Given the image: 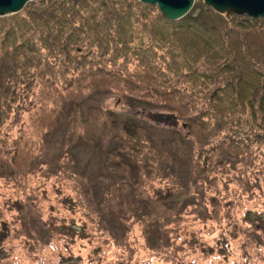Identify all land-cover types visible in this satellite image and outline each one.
I'll return each instance as SVG.
<instances>
[{
    "label": "trees",
    "instance_id": "1",
    "mask_svg": "<svg viewBox=\"0 0 264 264\" xmlns=\"http://www.w3.org/2000/svg\"><path fill=\"white\" fill-rule=\"evenodd\" d=\"M91 1L34 3L0 22L6 25H0V187L19 194L0 205V264L8 259L13 263L19 259L28 264L55 263L39 255L43 249L64 263L73 260L72 264H153V260L156 264H264V82L248 87L249 101L257 103L250 105L253 113L262 114L250 117L261 121L259 124L251 126L229 113L239 105L230 93L217 99L218 105H210L227 122V133L216 143L199 138L201 143L198 139L191 146L189 136L183 137L176 130L159 138L154 127L137 114H119L102 105L88 104L91 94L84 96L82 90L102 87L108 92L116 79L125 76L137 11L148 20L145 14L153 15L152 10L139 8L147 4L123 0L118 2L121 9L103 1L99 5L103 9L91 8L90 12V7L85 9L83 4ZM153 6L158 11L154 20L164 25H152L144 32L148 31L156 42L166 40L164 26L174 22ZM195 10L193 6L181 19L195 22L188 28L190 34L198 36L197 42L186 52L197 55L203 50L201 38L209 41L207 46L204 43L205 51L218 45L214 32L221 26V19L219 24L206 26L199 22L202 16L195 17ZM175 30L180 29L172 31L175 37L183 34ZM260 37L250 33L244 38L245 62L231 68L240 74V83L256 84L264 74L247 68L260 62L259 54H248L252 51L250 44H260ZM90 47L95 52L88 51ZM95 55L105 65L89 67V57ZM120 60L121 65L117 63ZM197 60L194 70L205 71L200 58ZM108 64L116 69L107 70ZM139 66H145L137 79L142 88L152 91L148 96L163 95L162 102L155 100L158 107H175L168 101L176 93L161 89L169 80L156 77L148 64ZM179 67L182 63L173 62L167 71L177 75ZM204 74L189 76L192 90L210 91L207 85L213 77ZM217 76L237 80L227 72ZM124 78L123 82L132 83ZM126 87L119 90L131 97L128 91L140 86ZM228 89L231 91V85ZM56 99H62L61 128H50L38 140V153L26 164L22 149L28 140L26 130L29 132L41 119L36 113L45 116L53 108L49 102ZM153 102L140 101L149 107ZM180 109L178 116H182ZM192 120H187V127L190 136H196L194 128L201 126ZM57 129L60 137L55 145L50 135ZM79 147L89 149L85 165L79 164ZM44 180H51L49 189L70 215L81 211L77 221L56 216L53 206L42 215L31 205L32 197L39 199L38 195L46 191ZM28 189L35 195L31 197ZM44 198L41 195L40 199ZM4 210L16 215L15 219L11 215L3 217ZM134 224L141 228L145 254L135 239H129ZM77 242L88 246L86 263L70 256L69 247ZM188 247L199 252L188 251Z\"/></svg>",
    "mask_w": 264,
    "mask_h": 264
},
{
    "label": "rangeland",
    "instance_id": "2",
    "mask_svg": "<svg viewBox=\"0 0 264 264\" xmlns=\"http://www.w3.org/2000/svg\"><path fill=\"white\" fill-rule=\"evenodd\" d=\"M106 1L107 4H115V7H120L118 2H122L123 0H92L91 2L84 3L83 6H85V9L89 8V11H91V8L95 9V11H100L102 6H99L101 2ZM138 1V0H135ZM31 5V4H30ZM29 6V5H28ZM156 6V5H155ZM194 7H196L195 10V17L202 16L199 21L200 23H204V25L212 27L216 24H219V19H221L220 24L221 26L218 27L217 31L214 32L215 37H217V46H215L213 49L209 51L206 50V46L209 43V41H204L203 38L199 42L202 45L203 50L200 51V54H191L186 51H190V48L193 49L194 47H190L193 43L197 42V35H193L192 32L190 34V29L188 28V25H195V22H192L188 19H179L173 21L172 24H165L164 28L167 33L166 40L165 38H160L161 40L156 42L155 37L152 39V35H149L150 33L144 32L146 30H151V27L164 25L162 23L156 22L154 20L153 16L158 11L155 9L153 5L148 7L140 6L139 8H147L148 10H152L153 15H147L148 20H144L141 18L140 12L137 11V18L132 24V32L133 38L132 42L130 44L129 54L127 56L128 58V64L126 65L125 69L126 71L123 73L122 78L116 79L114 84L111 87V90L108 92H104L102 87L96 88V90L92 89H82L84 90V96H87L89 94L91 99L87 102L88 104L94 103L98 105H102L106 108H109L110 110H113L114 112H117L119 114H137L142 119L146 120L149 124H151L154 127V133L157 137H165L170 130H176L181 136H189V140L191 142V146L196 144V142H199L200 139L202 141H208V142H214L216 143L218 140L222 139L223 136L227 133V126L225 123L226 120L224 119L221 114L215 113L210 105L211 102H215L216 105H218V102L216 101L219 98H226L227 96L231 94V97L234 98V102L238 103V107L230 109L229 113L233 114V117L236 119H240L241 122L245 121L249 125L254 126L256 124H259L258 119L252 120L250 116H253V114L256 115H262L253 113V109H251L250 105L252 104L255 106L257 103H254L255 101H249L251 99L249 89L250 86H257L261 85L262 82H264V17H260L258 19H252L248 17L247 15H232L230 18H226L224 15L217 14L213 11L209 6H207L203 0H194ZM126 8V7H123ZM193 8V7H192ZM126 10V9H125ZM132 10H134L132 8ZM203 11H209L208 13H203ZM85 13V11H83ZM139 12V13H138ZM213 12V13H210ZM87 13V11H86ZM158 14V13H157ZM220 17V18H219ZM10 18H2L3 20H8ZM0 18V22L3 21ZM143 20V21H142ZM153 20V21H152ZM223 20V22H222ZM171 21V20H170ZM159 23V24H158ZM0 25H3L4 28H6V25L3 23H0ZM154 25V26H152ZM202 25V24H200ZM146 26V27H144ZM145 28V29H144ZM179 28L182 31L183 34L179 33L178 37H175L172 34V31L174 29ZM130 29V30H131ZM222 32V33H220ZM250 33H257L260 37V44H250L251 50L248 54L253 55L254 53L260 55V62L257 61V63L252 65H247V68H251L250 70L254 69L255 71L261 70L258 74L263 76L257 79L255 83L256 84H248L247 82L240 83V74L237 72H233V65H241L242 62H245V55L247 51L245 50V41L244 38L246 35H249ZM177 35V34H176ZM206 37V36H205ZM204 43L206 46H204ZM89 49L92 52H95L94 47H90ZM135 51V52H134ZM212 51V52H211ZM247 54V55H248ZM250 55V56H251ZM97 55L93 57H89L91 63L88 64L90 66L94 67H100L105 65L104 61H102V58L96 57ZM249 56V57H250ZM197 58H200V62H202V67L205 71H197L194 70L197 66V63L194 61H197ZM238 59L236 62L235 60ZM173 62H180L182 63V67H179L177 75L171 74L169 71H167L168 68L172 65ZM192 62V64H191ZM119 65H121L123 62L120 60L117 62ZM116 63V64H117ZM139 63L142 64H148V68H151L153 70L154 75L156 77H161L169 80L168 83L163 84L161 89L168 88L169 90H164L162 92H172L176 93L174 95L170 94V96H174V100H169L168 102H172L175 107H158L159 102H162V96H158L157 94H150L152 91L149 89L142 88L143 84L140 80L137 79L138 75L142 76V70L145 66H139ZM204 63H207V67L204 66ZM169 64V65H168ZM260 64V65H259ZM99 65V66H98ZM141 65V64H140ZM246 65V64H245ZM88 67V68H89ZM244 67V66H243ZM261 67V68H260ZM115 70V66H111L108 64L107 70ZM147 70V68H146ZM150 70V72H151ZM202 70V69H201ZM231 70V71H230ZM248 71V70H247ZM257 71V72H258ZM227 72L229 76L234 75L236 76L237 80L234 78L231 80V78L226 79L222 77H218L217 73H225ZM198 73V74H196ZM199 73H205L204 75H208L210 77H213L211 81L208 83V87H210L209 92H199L192 90V79L189 78V76H199ZM238 74V75H237ZM203 75V76H204ZM215 75V76H214ZM203 76H200L198 79L200 82L203 81ZM126 77L127 79H131L132 86H140L136 90L130 92L128 91L129 95L132 97H128L125 94L119 90L120 87L130 86L131 84L123 82V80ZM226 79V80H225ZM146 80L143 82L145 83ZM212 82L214 84H212ZM128 84V85H127ZM231 85V91L227 88ZM74 86V85H72ZM206 86V87H207ZM75 89H80L76 86H74ZM234 87V88H233ZM160 90L159 88H157ZM209 89V88H208ZM234 90V91H232ZM155 93V92H154ZM71 99V98H70ZM154 101L153 107L146 106L144 104H141L140 101ZM157 100V101H155ZM251 102V103H248ZM62 99H56V102H49V105H52L53 108L46 112L47 114L45 116H41L40 113H36L38 117H41V119L38 120L37 123H34L28 132L26 130V133H28L26 136H28V140H26L23 143L22 149L25 151V162L26 164H29L31 158H34L35 154L38 153V140H42V138L45 137V134L47 131H50V128L54 127H60L63 123L64 118H62V111H59L61 107ZM233 102V104H234ZM180 106V108H179ZM170 109V110H169ZM177 109H180L182 116H178L176 114ZM225 109V108H224ZM28 114H33L34 112L28 111ZM168 115L170 118H168ZM190 117H195L196 120H192ZM250 117V118H249ZM258 117V116H257ZM27 121L29 120V116H27ZM62 119V120H61ZM249 119V120H248ZM58 120V123H57ZM187 120H192L196 125L199 123L201 126L200 128H194L196 131V136L192 134L190 136L191 130L187 127ZM204 121V122H203ZM205 121H207L205 123ZM225 122V123H224ZM241 122H239L241 124ZM189 124V123H188ZM222 126L220 130H216V127ZM26 128V127H25ZM198 134V135H197ZM200 135V137H199ZM50 137L53 139L51 140L52 143H55V145H58V139L60 137V131L57 129L55 132H53ZM200 138V139H199ZM239 138H242V135L239 134ZM199 139V141H197ZM201 143V141L199 142ZM257 146H253L255 149ZM35 149V150H34ZM261 151H264L261 149ZM78 161L79 164L85 165L88 161L89 157V149L86 147H79L78 152ZM96 160V159H95ZM44 185L46 187V191L42 194H39V199H35L32 196L35 195V192L28 189V194L32 197V203L34 207L39 208L38 210H41L42 215H45L47 210L53 206L52 210L54 211V214L56 216H63L65 218L72 217L74 221H77L80 218L81 211H74L73 215H70L69 211L63 208L62 205H60V198L56 196V194L49 189V186H51V180L47 181L44 180ZM40 182L38 181V184ZM41 195H43L45 198L40 199ZM11 196L12 198H15L19 196V194H15L12 189L9 188H1L0 187V205L2 202H6L8 197ZM49 198H52V201H49ZM10 215L15 219L14 214L8 213V211L4 210L3 217H10ZM13 219V220H14ZM12 221V220H11ZM129 239H135L138 244L142 246V254H145V243L143 240V235L141 233L140 226L134 224L131 226V230L129 232ZM23 235H18V238H22ZM70 248V256H76L81 258L82 262L86 263L88 259V246L85 243L77 242L73 245V247ZM46 249H43L39 251L40 256H48L52 261H55L53 264H72L73 260H67L64 262L59 261V258L55 257V254L52 252L45 251ZM188 251L199 252V250L193 251L191 247H188ZM192 253L190 254V256ZM231 260V257L228 258V261ZM9 261V262H8ZM8 261L2 262V264H9L13 263V260L8 259ZM31 262V261H30ZM28 264L29 261L24 259H19L15 261L13 264ZM157 261L153 260V264H156Z\"/></svg>",
    "mask_w": 264,
    "mask_h": 264
},
{
    "label": "water",
    "instance_id": "3",
    "mask_svg": "<svg viewBox=\"0 0 264 264\" xmlns=\"http://www.w3.org/2000/svg\"><path fill=\"white\" fill-rule=\"evenodd\" d=\"M33 0H0V16L16 13ZM156 5L169 20L183 18L194 5V0H139ZM213 11L226 18L232 15H247L252 19L264 17V0H203Z\"/></svg>",
    "mask_w": 264,
    "mask_h": 264
},
{
    "label": "bare ground",
    "instance_id": "4",
    "mask_svg": "<svg viewBox=\"0 0 264 264\" xmlns=\"http://www.w3.org/2000/svg\"><path fill=\"white\" fill-rule=\"evenodd\" d=\"M52 0H33V1H29V2H27L25 5H24V7L21 9V10H19L18 12H16V13H12V14H9V15H2V16H0V18L2 19V18H6V17H12V16H16V15H18V14H20L24 9H26L27 7H28V5H32V4H34V3H47V2H51ZM138 2H141V1H139L138 0ZM141 3H143V2H141ZM143 4H147V3H143ZM147 5H150V4H147ZM211 8V7H210ZM212 9V8H211ZM190 12V11H189ZM215 12V11H214ZM218 14V13H217ZM172 21V20H171Z\"/></svg>",
    "mask_w": 264,
    "mask_h": 264
}]
</instances>
